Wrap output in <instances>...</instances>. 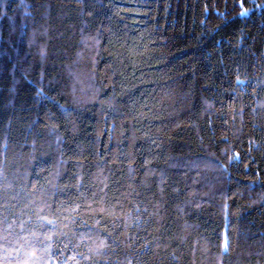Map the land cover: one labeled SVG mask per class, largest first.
<instances>
[{
    "label": "trees",
    "instance_id": "1",
    "mask_svg": "<svg viewBox=\"0 0 264 264\" xmlns=\"http://www.w3.org/2000/svg\"><path fill=\"white\" fill-rule=\"evenodd\" d=\"M0 264H264V0H0Z\"/></svg>",
    "mask_w": 264,
    "mask_h": 264
}]
</instances>
